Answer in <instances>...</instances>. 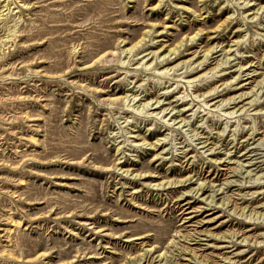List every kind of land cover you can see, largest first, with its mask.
<instances>
[{
    "label": "rangeland",
    "instance_id": "374dc122",
    "mask_svg": "<svg viewBox=\"0 0 264 264\" xmlns=\"http://www.w3.org/2000/svg\"><path fill=\"white\" fill-rule=\"evenodd\" d=\"M0 264H264V0H0Z\"/></svg>",
    "mask_w": 264,
    "mask_h": 264
},
{
    "label": "bare ground",
    "instance_id": "6f19581e",
    "mask_svg": "<svg viewBox=\"0 0 264 264\" xmlns=\"http://www.w3.org/2000/svg\"><path fill=\"white\" fill-rule=\"evenodd\" d=\"M10 37H11V36H10ZM137 44H138V43H137ZM134 46H135V45H134ZM127 97H128V96H127ZM148 103H149V102H148ZM144 106H147V104H146V105H143V107H144ZM142 109H143V108H142ZM164 110H165V109H164ZM167 124H168V123H167ZM180 182H182V181H180ZM187 212H189V211H187ZM18 222H19V221H18Z\"/></svg>",
    "mask_w": 264,
    "mask_h": 264
}]
</instances>
